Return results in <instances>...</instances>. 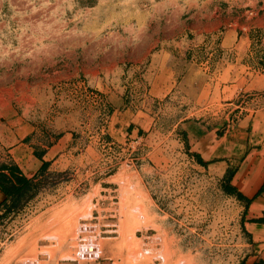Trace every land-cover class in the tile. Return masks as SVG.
I'll list each match as a JSON object with an SVG mask.
<instances>
[{"label": "rangeland", "instance_id": "rangeland-1", "mask_svg": "<svg viewBox=\"0 0 264 264\" xmlns=\"http://www.w3.org/2000/svg\"><path fill=\"white\" fill-rule=\"evenodd\" d=\"M263 182L264 0H0V259L78 219L264 264Z\"/></svg>", "mask_w": 264, "mask_h": 264}, {"label": "bare ground", "instance_id": "bare-ground-1", "mask_svg": "<svg viewBox=\"0 0 264 264\" xmlns=\"http://www.w3.org/2000/svg\"><path fill=\"white\" fill-rule=\"evenodd\" d=\"M76 207L78 208V206H76ZM63 208L65 209V207H63ZM80 208H81V205H80ZM83 208H81V209H83ZM122 208H123V206H122ZM75 209L76 208H74V210ZM89 209L90 208L88 207L86 210L87 214H89V215H87L85 212V215H87L88 218H90V215H91V213H88V212H90V211H88ZM63 210H61V211H63ZM76 210L78 211V209H76ZM61 211L58 210L59 213H61ZM70 211H72V210H70ZM70 211H69V213H70ZM84 211L85 210H83L81 212L83 213ZM81 212L79 210L78 213L82 214ZM78 213H76V216ZM65 214L68 215V212H66ZM85 215H83V216H85ZM73 216H74V214H73ZM132 216H135V214ZM65 217H67V216H65ZM78 217H81V215H79ZM124 217H125V215H124ZM103 218H105V217H103ZM99 219L100 218H98V220ZM120 219H118V220L120 221ZM122 219H121V221H122ZM76 220H78V219H72V220H67V221L65 220L66 222L65 221L64 222L66 224H63L58 229V231L56 230L55 232H53V231L48 232V230H47L46 232H48V234H46V232L43 231L42 237H44V238L36 239V238H34L35 236H33V234H32L31 238L29 239V242H27L23 246V249L11 248V250L7 251L1 257L0 264H97V262L99 260H101L107 253H109V256L114 261L113 264H116L118 260H120L121 264H125V262L128 260V258L133 260L132 263L137 262L139 260L141 261L142 259L145 260L146 258L151 261L152 258H154V255L156 254V253L154 254V252L151 253V254H153V256L150 255V257L152 256V258H150L148 255L149 253L145 249H143V250H145L146 253H141L139 251V249H141L140 247H138V249H137V245L138 244L140 245L142 243V241H141V243H139L140 240L133 242L134 237L132 235V233H133L132 229L135 230V228H136V230H137L138 229L137 226H135V228L131 229V232H132L131 235L126 233V229H124L125 232L122 231L123 229L120 231L122 234L119 232L120 229H118L117 233L121 234L120 237H122V235H124L126 237V239L128 238V236L133 237V239L131 237H129V240L132 239L133 241L132 240L128 241V239L126 240L128 243V244L126 243L127 244L126 246L128 247V251L126 252L127 256H125V252H124L125 249L123 250V248L125 247V245H124L125 243L123 241L125 239L121 240L115 244L111 243L110 241H107V240L99 237V231L97 230L98 228L96 226L91 225V223H87V225H81ZM133 220H134V218H132V221ZM120 223H122V226L125 225L124 228L127 226L126 225L127 221L125 222V224L123 223V221ZM129 224H130V222H129ZM129 224H128V226L131 227ZM128 226L126 228H129ZM128 231H130V228ZM123 232H124V234H123ZM78 236H81L83 241H81L82 239L78 240ZM123 237H122V239H123ZM76 238L78 241L76 240ZM149 240H148V246L151 244V243H149ZM152 241H153V239H152ZM122 243H124V244H122ZM121 245L123 246V248ZM128 245H130V246H128ZM134 245H136V248ZM146 245L147 244H145V248H146ZM151 246L152 245H150L149 247H151ZM142 248H143V246H142ZM152 248H150V250ZM163 249H165V246ZM157 253H159L158 256L160 254L163 255L162 251H160V250ZM161 258H162V256H161ZM167 258H169V257H167ZM144 260H142V261H144ZM153 260H155V259H153ZM153 260L151 262H153ZM156 260H157V258H156ZM158 260L161 261L160 258H158ZM162 262H164V260ZM137 263H139V262H137Z\"/></svg>", "mask_w": 264, "mask_h": 264}, {"label": "crops", "instance_id": "crops-1", "mask_svg": "<svg viewBox=\"0 0 264 264\" xmlns=\"http://www.w3.org/2000/svg\"><path fill=\"white\" fill-rule=\"evenodd\" d=\"M264 185V182L262 183V184H259V186H258V189H261L262 188V186ZM254 193H255V191H254ZM258 198V197H257ZM255 210L257 211V209L255 208ZM255 211V212H256ZM262 213V212H261ZM262 216H264V213H262L261 214ZM247 221H243L242 220V223H243V225H244V227H245V229L248 231V232H252L250 229H252V228H254V225H259V223H257L256 221H255V219L253 220V221H250V218L249 219H246ZM260 226L261 227H263L264 225L263 224H260ZM258 229V228H257ZM253 233V232H252Z\"/></svg>", "mask_w": 264, "mask_h": 264}, {"label": "trees", "instance_id": "trees-1", "mask_svg": "<svg viewBox=\"0 0 264 264\" xmlns=\"http://www.w3.org/2000/svg\"><path fill=\"white\" fill-rule=\"evenodd\" d=\"M233 189V188H232ZM231 192H232V190H231ZM261 191L259 190V193H260ZM237 196H241L240 194H237Z\"/></svg>", "mask_w": 264, "mask_h": 264}]
</instances>
